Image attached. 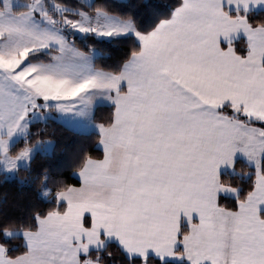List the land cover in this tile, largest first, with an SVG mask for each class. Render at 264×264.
<instances>
[{
	"label": "snow or ice",
	"instance_id": "6c2138e0",
	"mask_svg": "<svg viewBox=\"0 0 264 264\" xmlns=\"http://www.w3.org/2000/svg\"><path fill=\"white\" fill-rule=\"evenodd\" d=\"M114 6L137 7L0 0V182L55 153L32 140L49 121L103 153L78 187L36 177L46 209L0 207V264H264V0H143L148 27ZM118 41L123 62L98 67Z\"/></svg>",
	"mask_w": 264,
	"mask_h": 264
},
{
	"label": "trees",
	"instance_id": "16d2710c",
	"mask_svg": "<svg viewBox=\"0 0 264 264\" xmlns=\"http://www.w3.org/2000/svg\"><path fill=\"white\" fill-rule=\"evenodd\" d=\"M114 4H133L137 7L132 9H125L123 7H113L116 13H132L139 11L137 17L138 23L145 27L151 25L153 18L140 9L139 6L143 0H113ZM151 3L158 5H167L174 2V0H150ZM92 44L93 41L89 40ZM77 46L82 50L87 51L83 44L77 40ZM95 47L103 53V57L96 61L98 67L106 70H114L116 66L123 62L131 47L130 41L118 42H104L96 43ZM112 115V109L108 105L97 108L95 112V122L106 123ZM45 127L42 124L34 125L33 133L39 128ZM36 139H51L55 141L56 151L52 156L37 155L32 161L31 176L28 173L21 172L20 177L30 180L28 186H20L17 182H0V207L7 212V217L16 219L23 213L31 212L33 210H44L48 207L47 203L40 195L41 185L36 177L47 170L52 180H60L69 185H78L79 180L73 175L77 171L78 161L83 155L87 154L93 158L101 156V150L98 148V137L94 133L82 134L62 123L56 121H49L46 131L39 137L33 136V142ZM24 146L23 141H20L16 146V151ZM3 177H0V181ZM49 187H52L51 182Z\"/></svg>",
	"mask_w": 264,
	"mask_h": 264
},
{
	"label": "crops",
	"instance_id": "0c3cea01",
	"mask_svg": "<svg viewBox=\"0 0 264 264\" xmlns=\"http://www.w3.org/2000/svg\"><path fill=\"white\" fill-rule=\"evenodd\" d=\"M96 123H98V122H96ZM66 126V125H65ZM67 127H69V126H67ZM71 128V127H70ZM72 129V128H71ZM97 146H98V143H97ZM98 148H99V146H98ZM100 149V148H99ZM101 150V149H100ZM102 155H103V153H102V150H101V156L100 157H98V158H102ZM78 179V178H77ZM79 180V179H78ZM74 186H79V184L78 185H74Z\"/></svg>",
	"mask_w": 264,
	"mask_h": 264
},
{
	"label": "rangeland",
	"instance_id": "374dc122",
	"mask_svg": "<svg viewBox=\"0 0 264 264\" xmlns=\"http://www.w3.org/2000/svg\"><path fill=\"white\" fill-rule=\"evenodd\" d=\"M21 2H23V0H21ZM47 140H48V139H47ZM75 172H76V171H75ZM75 172H74V173H75ZM74 173H73V175H74ZM74 176H75V175H74ZM40 190H41V189H40Z\"/></svg>",
	"mask_w": 264,
	"mask_h": 264
}]
</instances>
